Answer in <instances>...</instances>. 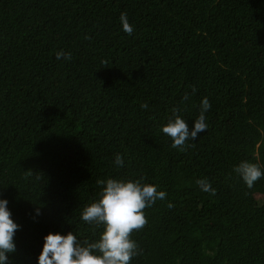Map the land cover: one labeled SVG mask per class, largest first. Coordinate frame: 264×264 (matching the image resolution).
Listing matches in <instances>:
<instances>
[{"label":"trees","instance_id":"obj_1","mask_svg":"<svg viewBox=\"0 0 264 264\" xmlns=\"http://www.w3.org/2000/svg\"><path fill=\"white\" fill-rule=\"evenodd\" d=\"M203 97L207 129L172 148L160 127L176 107L191 129ZM241 161L264 169V0H0V196L21 225L11 264H36L50 231L97 239L80 213L109 177L167 193L131 233V264H264V176L247 187Z\"/></svg>","mask_w":264,"mask_h":264},{"label":"clouds","instance_id":"obj_2","mask_svg":"<svg viewBox=\"0 0 264 264\" xmlns=\"http://www.w3.org/2000/svg\"><path fill=\"white\" fill-rule=\"evenodd\" d=\"M121 28L131 35L133 26L127 14L122 12L119 17ZM87 38V37H86ZM57 60L71 59V54L60 50L56 52ZM184 99H187L185 95ZM146 109L148 105L141 103ZM199 115L194 119L193 126L179 114V109L173 107L172 115L160 131L171 139V147L183 151L187 141H195L198 133L208 127L206 113L211 104L207 97L200 101ZM113 164L124 166L121 154H115ZM233 171L238 174L243 183L251 188L264 176V169L258 164L241 161ZM101 185L98 199L86 205L80 213V219L88 224L102 227L99 237L95 240H81L73 231L48 232L42 237V247L36 257V264H131L133 257L139 254L137 242L131 238L134 230L141 229L147 222L145 208L151 207L157 200H164L166 191L158 190V185L141 183L140 180L109 177L97 181ZM201 191L214 192L207 178L197 179ZM168 207H173L169 201ZM42 214L40 207H34L31 218L36 220ZM21 225L15 221L9 200L0 196V264H11L12 254L17 251L16 232Z\"/></svg>","mask_w":264,"mask_h":264}]
</instances>
